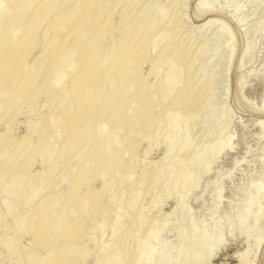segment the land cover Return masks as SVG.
<instances>
[{
  "label": "bare ground",
  "instance_id": "bare-ground-1",
  "mask_svg": "<svg viewBox=\"0 0 264 264\" xmlns=\"http://www.w3.org/2000/svg\"><path fill=\"white\" fill-rule=\"evenodd\" d=\"M179 1L172 9V4L152 3L136 8L139 0H0V113L33 114L42 97L50 108L28 123L17 144H8L0 132V241L7 257L18 264H85L96 253L94 264L169 263L157 248L170 222L158 223L156 213L150 218L146 198L150 195L152 208H159L171 194L177 208L191 215L184 200L211 163L231 148L222 131L202 147L189 139L187 123L205 110L211 88L201 87L205 43L193 52L175 37L188 2ZM207 2L200 0L198 14L214 11ZM229 49L231 59L234 48ZM145 64H150L146 72ZM179 110L183 114L176 116ZM225 116L216 121L221 129L229 124ZM143 142L148 147L142 148ZM156 142L165 152L151 170L136 159ZM184 150L190 153L181 159ZM37 159L43 168L35 173ZM135 176L144 188L125 199L141 187ZM250 187L231 227L226 225L248 237L264 209L263 186ZM133 208L136 214L124 217ZM197 221L190 224L189 239L184 224L176 226L178 241L189 250L178 242L174 264H209L222 248L219 222L215 233ZM22 234L31 244L19 243ZM255 241L259 245L262 237ZM201 249L204 256L197 255ZM236 264H247L245 257Z\"/></svg>",
  "mask_w": 264,
  "mask_h": 264
},
{
  "label": "rangeland",
  "instance_id": "rangeland-1",
  "mask_svg": "<svg viewBox=\"0 0 264 264\" xmlns=\"http://www.w3.org/2000/svg\"><path fill=\"white\" fill-rule=\"evenodd\" d=\"M139 1L136 8L150 3L161 8H166L172 4V9H178L181 5L179 0ZM206 1L214 11L200 15L197 12L200 0H188L183 9L185 13L182 10L180 12L181 28L175 34L176 39L182 46L189 47L193 52L202 43H205V51L202 54L201 61H199V67L203 75L201 87L206 88V86H209L211 88V96L205 105V110L199 112L187 123L188 136L194 144L202 147L211 144L222 131L223 136L230 137L231 148L225 149L216 158L215 162L211 163L210 171L199 178L198 186L191 190L184 200V206L188 207L187 209L191 215H184L177 208L176 199L171 194L164 198L159 208H152L150 204L152 197L149 195L145 200V206L148 207L145 208L150 218L155 216V213L157 214L158 223L163 218H167L170 222L168 223L169 226L167 225L168 233L165 232L161 235L164 242L161 243L160 240V247L157 248L158 251L160 249V252L164 251L169 260L168 264H174L172 258L175 252L178 251L177 248H180V245H178L180 239L175 234V228H177L179 222H182L184 217L189 218L186 220L184 218V223L182 222L186 232L190 230V224L195 220L200 221L205 226H210L209 228L213 229L214 232L218 226L215 225L218 222L224 228V234L222 233L224 237L223 246L211 258L209 264H236L240 256L245 257L247 264H264V209L258 221V226H256L257 228L251 232L249 237L247 232L240 234L235 229L232 232L235 234L233 236L231 231L228 230L231 227L229 225L230 221L235 219L234 217L237 216L241 204L244 203L248 197L247 195L251 194L252 190L249 191L250 194L248 193V190L252 189L250 186L261 184L264 188V0ZM108 2H113V0H108ZM130 9L128 8V10ZM172 9L170 8V11ZM9 16L15 18L16 12H10ZM210 18L211 21H208ZM230 35L234 37L233 41L229 40ZM229 48H234V55L231 59L229 52L232 49ZM156 50L153 51V56L157 52ZM75 59H77V56H75ZM72 66L73 64H70L69 69L67 68L68 72L72 71ZM149 67L150 64H145L143 70L146 72ZM164 68L165 65L159 69L163 71ZM151 79L154 80L155 76ZM65 81L66 79L59 84L63 86L62 83H65ZM208 81L209 83H207ZM38 105L33 114L22 111L11 116L1 111L0 132L7 134L8 144H17L27 134L28 123L37 122L50 112L47 98L42 97ZM226 110H228L229 124L225 129H221L216 121L217 119L222 120V117L223 119L226 118ZM222 113L224 116H222ZM177 114L182 115L183 113L179 110L178 113L176 112V116ZM93 126L94 124L91 128ZM144 147H148L146 142L142 143V148ZM164 152V144L156 142L151 147L149 146L147 153H140L136 160L141 166L148 164L151 170H155L162 160ZM189 153V150H184L180 153L179 158L184 159ZM42 168L43 164L40 163L39 159L32 165V171L35 173L40 172ZM134 182L140 184L139 177L135 176ZM98 185L99 181H96L95 186ZM141 187L135 188L136 192H134L135 189L130 190L129 193L132 191L133 195L127 193L125 199L130 196H137L140 191L142 192L144 185H141ZM217 187H219L218 190H216ZM218 191L220 192L219 196H217ZM137 192L139 193L137 194ZM217 199L219 200V203H216L218 205L215 204ZM138 202H140V199ZM260 205L264 208L263 202ZM135 208L127 210V212L123 210V214L126 212L124 217H133L137 211ZM252 219L251 217L248 220L249 223ZM200 222L199 224H201ZM226 225L229 227L227 228ZM189 232L186 233L187 239L190 238ZM214 232L211 231L215 234L216 232ZM2 234L3 231L0 229V237ZM15 235V232L11 231V236ZM260 237H262V241L259 245H256L255 240ZM18 239L23 246H28L32 242L31 237L25 234L19 236ZM180 242L179 244H181ZM162 244H166L163 249L161 248ZM187 245V243L185 245L184 243L181 244L188 251L189 247L186 248ZM197 255L204 256L205 251L201 249ZM7 256H9L7 248L0 241V264H18L17 260L15 262V259L12 260L11 257ZM97 257L96 253L91 254L85 259V264H94Z\"/></svg>",
  "mask_w": 264,
  "mask_h": 264
}]
</instances>
